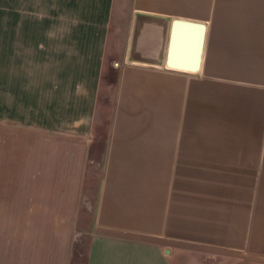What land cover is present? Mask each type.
<instances>
[{"label": "crops", "instance_id": "0c3cea01", "mask_svg": "<svg viewBox=\"0 0 264 264\" xmlns=\"http://www.w3.org/2000/svg\"><path fill=\"white\" fill-rule=\"evenodd\" d=\"M20 1L0 264H264V0Z\"/></svg>", "mask_w": 264, "mask_h": 264}, {"label": "rangeland", "instance_id": "374dc122", "mask_svg": "<svg viewBox=\"0 0 264 264\" xmlns=\"http://www.w3.org/2000/svg\"><path fill=\"white\" fill-rule=\"evenodd\" d=\"M20 4H21V1L18 0V11H20V6H21ZM14 5H15V0H0V21L2 20V22H5L7 24L8 21L13 20V18H14ZM3 25H4V23H3ZM89 180L93 181L92 182L93 190H95V187H96L97 181H98L97 174L96 173L94 174V172H93L92 175L89 177ZM95 181H96V183H95ZM90 199L94 200V197L91 196ZM83 216L86 217L85 221H87L89 223L91 221V219H92V215H91L90 209L88 210V212L85 211L83 213ZM79 243L80 244H78V247H77L76 251H80V253H81L82 250L85 247V241L83 243H81V242H79ZM77 254H78V252H77ZM75 258H76L75 259V263L79 262L78 258L77 257H75ZM79 259H82V256H80ZM193 260L194 261L201 260L204 263L205 262H212L211 258L198 256L196 254H192V253H189V252H182V255H181L182 264H189V262L193 261ZM81 264H82V262H81Z\"/></svg>", "mask_w": 264, "mask_h": 264}, {"label": "water", "instance_id": "95a60500", "mask_svg": "<svg viewBox=\"0 0 264 264\" xmlns=\"http://www.w3.org/2000/svg\"><path fill=\"white\" fill-rule=\"evenodd\" d=\"M174 25H187V26H192V27H195L196 29H198L197 31L199 32V37H198V42H197L198 43V47H197V61H196V66H197L198 59H199L201 42H202V31H203V27L196 26V25H191V24H188V23H182L180 21L174 22ZM196 66L193 69L194 71L196 70Z\"/></svg>", "mask_w": 264, "mask_h": 264}]
</instances>
